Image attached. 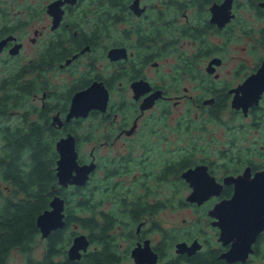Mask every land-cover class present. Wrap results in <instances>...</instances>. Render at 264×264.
<instances>
[{"label": "flooded vegetation", "instance_id": "af4514ba", "mask_svg": "<svg viewBox=\"0 0 264 264\" xmlns=\"http://www.w3.org/2000/svg\"><path fill=\"white\" fill-rule=\"evenodd\" d=\"M31 1L17 0L12 11L11 1L4 0L2 8L8 7V18H13L23 28L8 34L14 36L15 41L11 40L4 47L0 63L5 62L1 58L4 54L9 59L20 54L24 47L23 33L34 20L39 19V15H44L49 19L51 32L46 41L51 36L63 37L54 34L63 27L77 26L67 36L73 42L72 55L46 70L69 66L73 68L72 76L75 77L66 94L42 89L41 99H63V111L47 103L40 108L33 106L32 103L37 106L39 101L37 90L31 92L30 97L16 99V107L0 108V112H6V116H0V152L3 148L1 131L27 126L26 121L39 123V114L44 111L47 121L57 130L69 129L71 122L93 120L96 130L84 138L89 147L90 159L87 162L79 156L80 140L76 135L65 131L60 137L66 134L75 137L79 163H88L94 158L96 168L88 182L99 171L100 152L112 154L108 156L111 159H118L115 166L119 168L114 176L124 181L134 163L133 167L137 165L135 168L146 166L139 160L137 164L135 153H144V147H138L136 143L139 131L147 126V133L153 141L167 144L164 151L170 158L175 153L177 158L191 159L189 163L179 165V179L188 193L164 194L166 197L159 199L161 205L157 213L144 216L137 224L133 234L134 246L149 239L158 256L156 264H264V230L254 238L246 257L243 258V252H234L240 258L229 262L223 255L237 242L238 236H232L227 243L222 242L221 228L213 224L218 219L209 215L215 203L232 196L233 186L223 184L224 177L241 175L246 169L251 176L264 170V0H60L63 1L60 5L62 14L54 30L50 28L53 17L47 13V5L57 0H44L40 8L39 3L35 5ZM32 34L30 43L37 44L42 31L35 28ZM16 43H21L19 53L10 55L9 49ZM113 48L125 49L126 57L111 60L108 52ZM97 49L100 58L95 57ZM140 51L145 52L144 57H140ZM155 58L157 61L153 60ZM162 59L168 68H161ZM67 60L70 62L66 63ZM97 61H105L109 68L106 74L98 72ZM94 81L102 82L108 90L106 110H91L86 117L65 122L73 94L86 89ZM139 81L146 82L141 83L145 90L138 89L135 93L131 85ZM148 98L153 99V104L141 110V105ZM5 101L13 102L12 99ZM26 104L31 108L24 107ZM157 105L166 107L152 112ZM172 110L178 115H171ZM13 115H19L20 120L11 125L9 121ZM55 115L63 121L61 127L53 120ZM132 127V132L127 134ZM97 133V137L92 136ZM203 137L210 144L207 148L198 144L203 142ZM206 150L209 155L192 158ZM150 155L154 160L161 159L154 146ZM170 165L169 159L165 163L166 178L172 175L168 169ZM198 165L205 166L209 175L223 184L219 195L209 197L201 205L186 201L191 188L181 177L182 172ZM142 175V172H136L131 175L132 180ZM188 207L203 217L199 219L202 224L197 220V223L184 220L179 228L174 229L155 220L163 210ZM147 222L150 230L158 235L155 242L146 237ZM72 238L64 254L57 256L62 258L56 260L55 257L56 264H75L81 260L67 258ZM179 242L188 246L196 242L197 249L191 254L178 253L175 245ZM94 248L90 244L84 254ZM131 259L130 264H135ZM120 261L121 257L117 264Z\"/></svg>", "mask_w": 264, "mask_h": 264}, {"label": "trees", "instance_id": "16d2710c", "mask_svg": "<svg viewBox=\"0 0 264 264\" xmlns=\"http://www.w3.org/2000/svg\"><path fill=\"white\" fill-rule=\"evenodd\" d=\"M10 1L13 11L17 0ZM4 4V0H0V37L23 28L20 23L14 22L13 18H8V7L2 8ZM76 28L77 26L69 25L55 32V35L64 36H51L45 41L46 44L40 52L39 60L34 59L33 62L10 72L4 71V75L0 78V99L3 100L0 101V108L16 107L18 105L16 99L27 97L37 90L34 86L36 81L30 78L25 79L26 76L49 70L57 62H62L63 59L72 55L73 42L67 36L72 34ZM21 83L28 84L22 85ZM7 99H12L13 102L9 104L5 101ZM3 115L6 116V112L1 111L0 116L3 117ZM46 117L44 111L39 114V123L26 121L27 126L1 131L3 148L0 152V179L6 185V189L10 190V194L3 197L0 205V264H7L9 255L14 251L25 256L24 264H56L55 257L64 254L71 240L69 236H64L67 228L71 226L85 231L90 244L95 247L75 264H117L119 259L117 237L124 236L127 239H134L133 229L119 233L117 226L123 224L128 227L131 223L137 226L144 216L157 213L161 203L159 200L156 202L149 200L151 195H154V198L156 196L145 181L134 183L132 189L124 188L123 192L126 197L128 198L127 195L130 194L131 198L121 199L119 203L122 208L121 212L128 218V223L118 219L111 212L100 210L102 204L114 200L117 193L115 189L113 195L108 190L98 192L97 185L88 189L89 182L82 187L60 188L56 177L58 153L55 144L62 133L69 129L57 130L47 121ZM190 161V158L171 161L168 169L170 168L169 172L174 177L173 181L177 187L173 194L183 186L179 179L181 170L179 165ZM118 168L115 166L113 171H109V176L113 177L117 174ZM151 170L143 169V175L138 180L154 179L155 174H152L153 170ZM148 171L151 172L150 176H148ZM162 171V175H165L167 172L165 165ZM159 177L162 178L161 174L158 180H160ZM131 181L132 179L129 182ZM69 188L71 189L68 190ZM55 194L65 200V227L52 232L44 239L42 256L39 260H35L31 254L37 244V238L40 237L36 218L41 212L49 209V203ZM71 234L74 235L77 232L72 230Z\"/></svg>", "mask_w": 264, "mask_h": 264}, {"label": "water", "instance_id": "95a60500", "mask_svg": "<svg viewBox=\"0 0 264 264\" xmlns=\"http://www.w3.org/2000/svg\"><path fill=\"white\" fill-rule=\"evenodd\" d=\"M65 1L74 2L75 0ZM62 2L57 0L47 5V13L53 17L51 30L56 29L59 25L62 14L60 5ZM11 40L15 41L12 35L0 39V53ZM20 48L21 43L14 44L9 49V54H18ZM108 57L111 60L126 57L125 49H110ZM68 62L70 60L66 61V63ZM141 83L146 82L139 81L132 83L131 87L135 93L138 92V89L145 90ZM108 98L109 93L103 83L92 82L86 89L73 94L69 111L64 119L65 122L70 121L72 118L86 117L91 110L104 112ZM152 104V98L146 99L141 105V110L151 107ZM53 120L61 127L63 121L58 115H55ZM132 130L133 127L127 131V134H130ZM55 149L58 153L56 161L58 186L66 189L71 186L82 187L86 185L90 174L96 168L94 158L88 163H79L76 140L72 134L60 137L55 144ZM181 177L191 188L186 201L197 205H201L213 195H219L223 184H231L233 186L232 196L229 199L215 203L209 211V215L215 216L218 219L213 224L221 228L220 240L222 242L227 243L231 240L232 236H238L236 245L234 244L223 257L229 262L240 258V255L234 252H243V258L246 257L251 250V243L254 238L264 230V170L256 172L251 176L249 170L246 169L241 175L224 177L223 184H220L216 182L213 176L209 175L205 166L198 165L182 172ZM64 208V198L55 194L49 203V209L44 210L37 216L36 226L41 239H45L52 232L65 227ZM240 226L244 227V229H241ZM233 227L236 228L234 229ZM89 246L90 240L85 233L75 234L67 249V258L71 261L80 260L83 254L87 252ZM175 247L178 253L187 252L191 254L197 249L196 242L190 246L185 242H179ZM130 255L134 259L135 264H156L158 258L157 253L151 248L149 239H145L142 243L138 242L131 249Z\"/></svg>", "mask_w": 264, "mask_h": 264}, {"label": "rangeland", "instance_id": "374dc122", "mask_svg": "<svg viewBox=\"0 0 264 264\" xmlns=\"http://www.w3.org/2000/svg\"><path fill=\"white\" fill-rule=\"evenodd\" d=\"M23 1V0H20ZM44 0H32L31 2L33 4H37L39 3V8L40 5L43 3ZM50 22L49 19L44 16V15H39V19H36L33 21V23L25 30V33H23L24 36H22L23 38V43H24V47L21 50L20 54L17 55L16 57L13 58H7L8 55L4 54L1 56L2 61L5 60L4 63H0V78L4 75V71L10 72L15 68L24 66L25 63L29 62L32 59L35 58H39V54L42 50V48L44 47V43L46 41V39L48 38V35L51 33L50 29ZM125 27H127V25H125ZM35 28H39L42 31V34L39 37V42L37 44H32L30 43V38L33 37V30ZM120 29V28H119ZM127 37V36H125ZM124 37V39H126ZM114 38V37H113ZM123 38V37H122ZM115 40V39H114ZM97 52L95 53V57L96 58H100V51L99 49L96 50ZM141 52V56L140 57H144L145 52L144 51H140ZM157 58L153 59L155 61ZM1 62V60H0ZM167 62V61H166ZM161 63V68L163 66H165L166 68H168L167 64H165L163 62V59L160 60ZM81 67H83V65H80ZM97 68L99 69L98 72L99 73H103L106 74L109 71L108 66L106 67L105 61H97ZM84 69V67H83ZM73 68L67 66L64 68H55L54 70H50V71H39V73H34V74H30L28 76H26L25 79H34L36 81L35 86L37 87V97H39V101L36 102L37 106L33 104V106L35 107H39L44 104L47 103L48 106H53L56 108H59L61 111H63L62 108V103L64 102L63 99L54 97V98H47L45 97L44 99H41V92L42 89H50L53 91V93L55 92H59V93H65L66 94V90L73 84V82L71 81L75 76H72V71ZM43 83V84H42ZM56 95V94H54ZM32 96V94L30 93L27 97ZM24 107L31 108L30 104H26L24 105ZM166 107L164 105H157V107L152 111L154 113L163 110V108ZM29 108V109H30ZM172 109V108H171ZM23 111V110H22ZM54 115V113L52 114ZM171 115H178L176 114V111L172 110L171 111ZM147 118V117H146ZM145 118V119H146ZM10 123L11 125L15 123V121H19L20 120V116L19 115H13L10 117ZM147 120V119H146ZM148 127L144 126L141 128V130L138 133V143H136V146L138 147H144V149H142L144 151V153L139 154V153H135V155L137 156L136 158V162L137 164L139 163L137 160L142 161L143 163L146 164L145 167L141 166L138 168L133 167L134 164L131 166L130 168V175L128 176V178H125L124 181H122V179H119L117 176H109L108 172L109 171H113L117 160L118 159H111L109 153L103 154V153H98L99 156V171L96 172V174L94 175V177L92 178L91 182H89L88 184V189L93 188L94 186L97 185V191L98 192H102L105 190H108L111 195H113L112 193L115 191H117V193L114 196V200L113 201H107L104 204L101 205L100 210L105 211V212H111L114 214V216H116L118 219H122L123 222H128V218L126 217L125 214H123L121 205H120V201L121 199H126L128 200L129 198H131V196L129 195L128 198L126 197V194L123 192L124 188L129 187V189H132L133 184L136 182H146L147 185L149 186L150 190L155 194V199L154 195H151L149 197L150 201H157V200H162V198H165L166 196L164 194L167 193H171L173 194V191L177 190L176 183L173 181V176L167 177L165 175H162L163 171V167L166 163L167 160L170 159V163L171 161H176L180 158L178 157V154L172 153L171 156L172 158L169 157V155L164 151L165 150V146H167L166 143L161 142V141H153L152 138L150 137V135L147 133L148 131ZM96 130L95 127V121L93 120H88V121H80L77 123H69V132H71L72 134L76 135L78 137V139L80 140V144H79V156L82 160H85V162H87L90 157L88 154L89 151V147L87 144H85L84 142V138L86 136L87 133H93ZM221 132L223 131L222 128H220ZM99 134H93V137H97ZM217 135V134H215ZM80 137V138H79ZM204 138V137H203ZM215 138V137H214ZM198 144L204 148H207L208 146H210V144L208 143V141H206V139L204 138L203 142H198ZM154 146V148L157 150V152L159 151L161 154V159L159 160H154L152 158V156L150 155L151 153V148ZM220 147V145L218 146ZM145 148H149V149H145ZM208 154V150H206L205 153H200L197 154L195 156H193L192 158H199L201 156H207ZM116 156V153L113 155ZM188 157H190V155H187ZM183 158V157H182ZM81 162V160H80ZM171 166V165H170ZM144 170H153V173L155 174V178L154 179H140L141 177H138L137 179L132 180L131 182H129L132 179V174L136 173V172H142L143 169ZM147 168H151V169H147ZM151 170V171H152ZM161 174V179L159 177L160 180H158V176H160ZM129 183V184H127ZM178 185V184H177ZM6 185L1 181L0 179V205L2 203V199L3 197L7 196L10 194V190H7ZM100 186V187H99ZM100 188V189H98ZM71 188H69L68 190H70ZM186 187L184 188L183 186L181 188H178V191L175 192L176 193H180L185 195L186 193H188ZM111 198V197H109ZM112 199V198H111ZM175 205L177 204V202H173ZM199 219H203L202 216L199 215V213H197L196 210H194L193 208H173L172 210L170 209H166L163 210L161 212L158 213V215L155 217V220L157 222H159L162 226L164 227H172L174 229H177L180 227V225L183 223L184 220H186L187 222H199L200 224H202ZM196 222V223H197ZM129 223V222H128ZM121 224V223H120ZM203 225H205L203 223ZM136 224H130L128 227H125L123 224L118 225L117 226V231L119 233H124L125 231H127V229H135ZM206 226V225H205ZM204 226V227H205ZM147 232H146V237L151 238L152 242H155L158 239V235L156 232H153L152 230H150L149 228V222L146 223L145 225ZM149 228V230H148ZM74 230L77 233H85V231H82L81 229L77 228V227H69L66 230V233H64V236H69L70 239L73 237V234H71V231ZM134 239H127L124 236H119L117 237V243L119 245L118 249H117V254L119 255V257H121V261L120 264H130L132 263V259L129 256V250L130 248H132L134 246ZM70 243V242H69ZM69 245V244H68ZM67 245V246H68ZM121 245V247H120ZM66 246V248H67ZM92 247V245H91ZM43 248H44V239H41L40 237L37 238V244L32 252V257L35 260H39L42 256V252H43ZM65 248V249H66ZM62 256H59L56 258V260L61 259ZM25 263V256L18 252V251H14L11 252V254L8 257V261L7 264H24Z\"/></svg>", "mask_w": 264, "mask_h": 264}]
</instances>
